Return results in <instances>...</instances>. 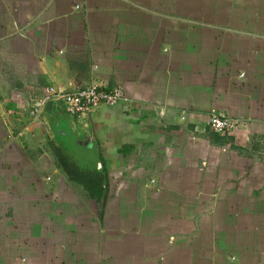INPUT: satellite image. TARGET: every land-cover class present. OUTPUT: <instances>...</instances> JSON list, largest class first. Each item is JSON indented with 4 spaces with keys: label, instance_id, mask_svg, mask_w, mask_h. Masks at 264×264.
Returning <instances> with one entry per match:
<instances>
[{
    "label": "crops",
    "instance_id": "0c3cea01",
    "mask_svg": "<svg viewBox=\"0 0 264 264\" xmlns=\"http://www.w3.org/2000/svg\"><path fill=\"white\" fill-rule=\"evenodd\" d=\"M0 264H264V0H0Z\"/></svg>",
    "mask_w": 264,
    "mask_h": 264
},
{
    "label": "built area",
    "instance_id": "2783aa9c",
    "mask_svg": "<svg viewBox=\"0 0 264 264\" xmlns=\"http://www.w3.org/2000/svg\"><path fill=\"white\" fill-rule=\"evenodd\" d=\"M48 94L62 102L65 110L74 116L88 114L101 106L113 107L129 101L122 89L106 91L96 85H89L79 91L51 87L48 89ZM41 104L42 102H39L38 106ZM209 126L216 133L233 134L241 128V122L235 118L222 117L213 113Z\"/></svg>",
    "mask_w": 264,
    "mask_h": 264
},
{
    "label": "trees",
    "instance_id": "16d2710c",
    "mask_svg": "<svg viewBox=\"0 0 264 264\" xmlns=\"http://www.w3.org/2000/svg\"><path fill=\"white\" fill-rule=\"evenodd\" d=\"M62 162L64 163V167L66 169L67 174L70 179L75 181L77 184L83 186L86 193L96 200H100L102 198L103 193V177L100 174L96 173H85L83 171L78 170L77 168H72L70 165L62 158Z\"/></svg>",
    "mask_w": 264,
    "mask_h": 264
},
{
    "label": "water",
    "instance_id": "95a60500",
    "mask_svg": "<svg viewBox=\"0 0 264 264\" xmlns=\"http://www.w3.org/2000/svg\"><path fill=\"white\" fill-rule=\"evenodd\" d=\"M81 89L82 88L76 89V90L74 89L73 91H79ZM78 144L81 145L83 148L93 152L92 159L89 158V161H88V159L84 160L85 158H83L82 155L77 157V160H79V161L82 160L81 158H83V162L80 163V166L83 164L92 165V167L95 168V171H97L98 173H100L104 176L103 162H102V159L99 155L98 145H97V142L94 139V137L91 135H87L86 138L83 140H80L78 142ZM104 195H105V191L103 193V199L102 200H104Z\"/></svg>",
    "mask_w": 264,
    "mask_h": 264
}]
</instances>
